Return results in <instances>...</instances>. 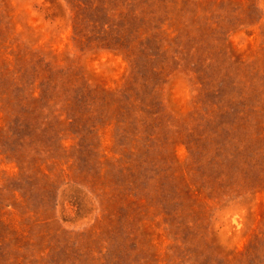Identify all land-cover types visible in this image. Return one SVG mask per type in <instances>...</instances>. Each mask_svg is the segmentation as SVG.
I'll return each mask as SVG.
<instances>
[{
    "label": "rangeland",
    "instance_id": "rangeland-1",
    "mask_svg": "<svg viewBox=\"0 0 264 264\" xmlns=\"http://www.w3.org/2000/svg\"><path fill=\"white\" fill-rule=\"evenodd\" d=\"M0 264H264V0H0Z\"/></svg>",
    "mask_w": 264,
    "mask_h": 264
}]
</instances>
